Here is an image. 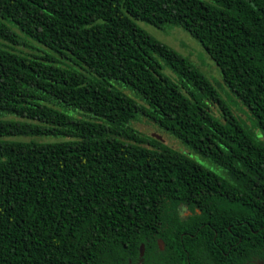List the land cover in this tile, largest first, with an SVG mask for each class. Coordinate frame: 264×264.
I'll return each mask as SVG.
<instances>
[{"label": "trees", "instance_id": "obj_1", "mask_svg": "<svg viewBox=\"0 0 264 264\" xmlns=\"http://www.w3.org/2000/svg\"><path fill=\"white\" fill-rule=\"evenodd\" d=\"M138 22L201 43L264 135V0H0V39L17 29L45 49L0 42V264L264 260V140ZM140 114L226 177L135 130Z\"/></svg>", "mask_w": 264, "mask_h": 264}, {"label": "rangeland", "instance_id": "obj_2", "mask_svg": "<svg viewBox=\"0 0 264 264\" xmlns=\"http://www.w3.org/2000/svg\"><path fill=\"white\" fill-rule=\"evenodd\" d=\"M139 26L145 29L150 35L155 37L157 40L167 44L171 48L175 49L180 54L189 58L201 72L209 79L211 84L215 87L221 96V99L230 107L233 114L238 117L244 125L252 131V133L264 140V135L262 131L255 127L253 123V118L249 109L235 96L233 92L226 86L220 68L211 59L205 48L194 39L187 31L179 26L163 25L161 27H156L145 22H138ZM18 34V43H12L0 39V42L8 46L13 47L18 52H23L27 54H43L41 50H45L41 45L27 38L22 32L15 29ZM40 49V50H39ZM54 56L58 55L52 53ZM164 72L170 76L173 80L179 82V77L167 66H164ZM125 92L133 96L140 104H144L142 100L137 98L130 90H125ZM209 107L212 113L224 122L222 111L219 104L214 101H208ZM77 118H88L84 112L68 111ZM131 126L145 136L150 137H161L162 141L168 146L174 148L177 151L187 154L197 162L209 167L216 173L222 175L225 172L222 168L210 159L201 156L200 154L190 150L181 141L161 129L155 122L143 115H138L137 119L132 121ZM19 140H37V141H54L62 140L60 138H32V137H18ZM148 146V145H146Z\"/></svg>", "mask_w": 264, "mask_h": 264}, {"label": "flooded vegetation", "instance_id": "obj_3", "mask_svg": "<svg viewBox=\"0 0 264 264\" xmlns=\"http://www.w3.org/2000/svg\"><path fill=\"white\" fill-rule=\"evenodd\" d=\"M222 176L226 177V175H223V174H222ZM199 192L202 193V194L209 195V196H222V195H224L226 193V192H224L222 190H206V191H199ZM220 200L221 199H215V200L214 199H212V200L210 199L209 201L211 203H213V202H219ZM191 214H192V212L189 211V210H186V209H182L180 211V217H182V218H187ZM205 224H208L209 225L210 223L206 222ZM239 224H241V223H239ZM160 240H162V239H157V243H158L159 248H160V245H159V241ZM234 240H235L234 238L220 240L221 244L218 245L213 251H215V252H221L224 255H227V253L225 251V247H226V245L228 243L234 242ZM241 241H243V239L242 238H239V242H241ZM164 248H165V245H164ZM163 249H161V250H163ZM243 252H244V248H241L240 249V254L237 256V260H236V263L237 264H264V260L261 259L258 256H251L249 259L243 260V255H244ZM180 257L181 258H184L183 255H180ZM222 260L223 261L221 262V264H228L227 261H226V259H222ZM188 263H189V261H188ZM232 264H234V261H232Z\"/></svg>", "mask_w": 264, "mask_h": 264}, {"label": "water", "instance_id": "obj_4", "mask_svg": "<svg viewBox=\"0 0 264 264\" xmlns=\"http://www.w3.org/2000/svg\"><path fill=\"white\" fill-rule=\"evenodd\" d=\"M156 138L162 141L161 137L158 136ZM159 245H160V248L163 249L164 245H165L164 241L160 240L159 241ZM144 252H145V246H144V244H142L141 247H140V255L143 256Z\"/></svg>", "mask_w": 264, "mask_h": 264}]
</instances>
